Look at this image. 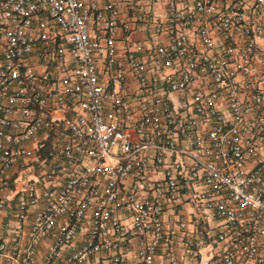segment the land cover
<instances>
[{
  "label": "built area",
  "instance_id": "obj_1",
  "mask_svg": "<svg viewBox=\"0 0 264 264\" xmlns=\"http://www.w3.org/2000/svg\"><path fill=\"white\" fill-rule=\"evenodd\" d=\"M151 2L0 0V264H264V0Z\"/></svg>",
  "mask_w": 264,
  "mask_h": 264
},
{
  "label": "crops",
  "instance_id": "obj_2",
  "mask_svg": "<svg viewBox=\"0 0 264 264\" xmlns=\"http://www.w3.org/2000/svg\"><path fill=\"white\" fill-rule=\"evenodd\" d=\"M151 7H152V13L157 15V16H163L164 15V0H151ZM143 36V32L141 30H136L131 33H129L126 38L124 36V40H120L121 34H119V41L118 45H121V42L127 43V41L131 42V40H138L141 39ZM183 215L187 219H189V230H193L196 233H199V235L202 236V238L206 239V235L208 233V224L205 222L202 216L197 215L196 211L192 206H190L189 203H183L181 205ZM173 218L171 214L166 213L164 215V219H170ZM5 222L6 218L3 217V233H4V227H5ZM179 247L177 248L176 251V262L172 264H189V260L187 258V254L184 252V250L180 247V243L177 244ZM135 249V242L134 240H131V252L130 254L134 251ZM210 252L208 247H204L198 251V256L193 260L195 264H211V261L209 260ZM40 262L38 261V264ZM84 264H108V260L106 258L102 257H94L91 258L88 262ZM153 264H171L167 262L164 256V252L162 250H158L157 253L154 256L153 259Z\"/></svg>",
  "mask_w": 264,
  "mask_h": 264
},
{
  "label": "rangeland",
  "instance_id": "obj_3",
  "mask_svg": "<svg viewBox=\"0 0 264 264\" xmlns=\"http://www.w3.org/2000/svg\"><path fill=\"white\" fill-rule=\"evenodd\" d=\"M32 176H33V174H32V173L28 174V177H32Z\"/></svg>",
  "mask_w": 264,
  "mask_h": 264
}]
</instances>
